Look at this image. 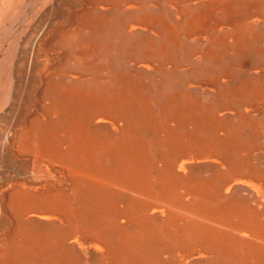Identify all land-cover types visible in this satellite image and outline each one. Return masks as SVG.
<instances>
[{"label":"rangeland","instance_id":"1","mask_svg":"<svg viewBox=\"0 0 264 264\" xmlns=\"http://www.w3.org/2000/svg\"><path fill=\"white\" fill-rule=\"evenodd\" d=\"M78 2L79 0H72V2L71 0H0V78L4 77V79L1 78L2 82L0 83V179H8L6 185L0 190V195H2V190L8 191L10 187L16 185L28 190L34 188L39 190L40 193L47 192L51 187L54 188L51 194H44L40 198L31 195V193L26 190L19 189L17 191L13 199L14 214L12 215V217H14L16 233L19 234V237L15 240L16 250L20 251V253L22 252L25 259L31 260L33 264H55L53 263L55 260L59 261L56 264H89L90 260V264L114 263V260L107 258V253L112 250L115 259V249H120L119 255L121 260L119 264H142L141 253L144 255L145 259L156 257L163 264H233L234 261H232L228 253L230 243L224 240V236L238 238L236 233L237 230L228 228L227 226L230 224H224L223 221L207 220L205 217L202 218L193 214L189 208V206H191L190 204H194L191 207L195 208L196 205L197 207L201 205L202 200L197 195L198 193L196 194L192 193L195 191H189L191 190V188L189 189V185H191V182H194L214 187L216 197L209 198L212 204L210 210L218 212L228 208L224 217L231 212L230 204H234L235 207H238V205L240 207L241 205L246 207L251 206L256 213L263 217L264 185L263 187L260 186L262 192L260 188H258L257 191L254 190V192L249 188L240 187L233 196L228 198H226L224 194L219 195V191L223 190L229 184L230 177L235 176L232 170L229 171V168H226L225 165L220 162L214 164L212 160L208 159L191 161L190 156L182 157L181 160L183 161H188V163L197 162L198 164L190 168L189 171L187 169L186 172H180L183 179H179L174 176V174L169 173L166 167L167 165H171V167L178 166L173 156V152L178 150L176 147L172 148L168 146L161 150L157 149V154L154 159L149 152V157L154 164V166L146 172V177L148 176L147 178H149L148 180L150 183L149 193L146 194L141 192L139 198L131 196L135 198L132 199V205L136 208L134 211L126 207L125 202L120 200V195H115L113 191L111 195L109 192L110 189L97 188L92 181L80 180L73 176V174L64 176L58 173L60 168L63 169L64 166H68L71 170L77 169V167L84 168L89 172L92 171L90 172L91 174L94 173L96 175L101 171H110L112 166L116 169H120L124 167L126 163L124 162L118 168L116 164L130 159L128 155L123 154V149H120L117 145L121 142V137L118 133L119 128L124 125L123 121H117L114 126H111L108 123L110 121L107 119H96L94 126L92 129H88V135L85 136L76 125L79 124V122L75 121L77 119H73L72 127L56 114H52L49 117L46 115V110L51 103H53L52 100L43 93V90L48 86V84L45 86L47 81L53 84L56 83L59 78H62L65 83V88L72 85L81 86L84 85L85 82L80 79V76H83L84 73L88 74V72L90 74L94 73V71L104 63L102 59L91 54L95 50L93 45L88 42V37L84 40L85 44L82 48H91V50L84 49V52L89 53L84 55L82 53L79 54V52H74L73 59L70 60V63L67 64L60 74L56 71L53 73V71L56 68L55 66L59 64L61 58L60 55L62 52L59 49L62 51L67 50V45H59L56 42V44H53L50 42L48 47L49 51H47L46 55L37 52L41 43H45V41H48L50 38L47 31H68L70 29V21L68 20L69 13L82 9ZM241 3H245L248 8L243 9L244 11H239L237 15L235 14V21L237 23H234V19L231 20V15L235 12V5L240 6ZM53 5H56V7ZM132 9H134V7L125 6L122 11L117 13L121 16L120 20H122V25H124V34L129 38L128 55L126 54L127 56L122 60L121 67L134 75L140 74L143 83H148L151 77L161 80L160 70L158 69L160 63L165 66L164 70L167 74L172 72L173 67H176V76L180 77L182 80H186V77L194 74L195 76L191 75L193 77L175 93V100L180 105H188L191 102L204 107H211L214 102H216L214 95L216 94L217 87L214 85V81H209L210 79L206 78L204 75L208 70L206 69L207 64L203 61V55H205V52L210 49V46L213 44L215 46L216 43L221 42L220 44L222 45H229V42L233 39V30L237 28L244 30V28H248V26L258 29L262 27V21L264 20V0H178L177 3H167L166 1L154 4L149 3L147 9L150 14L162 21L161 24L167 29L175 30L178 28L182 23L181 20H183L184 15L188 16V18L197 15L205 20L206 32L199 35L192 32L189 33V35L184 34L175 39L174 48L177 51V55L175 57L176 61L172 62L166 61L162 57H159L160 59L154 57L150 60L140 58L136 51V49L139 48V44L143 47L150 44L157 45L162 41L159 39V34L156 32L158 29L157 24L154 25L155 28L153 30H145L143 27L136 25L137 22L135 23L134 16H136L137 13ZM60 15H64V18L65 16L67 17L65 19L63 17L60 18ZM52 19L54 20L51 22ZM125 19L126 21H123ZM136 36L139 37L138 40L135 39L137 38ZM75 39L76 38L73 36V42ZM220 47L221 46H215L216 49ZM57 48L59 49L57 50ZM12 57L15 60L16 80L10 73L11 70L9 65ZM21 64L23 65L25 75H28L27 77L19 78L18 76L17 67ZM87 70H90L92 73ZM252 71L255 70L253 69ZM215 72L218 73V71ZM90 74L85 77H90ZM105 77L106 74L104 72H99L95 76V82L112 87L107 84L106 79H104ZM40 78L41 83H39ZM219 83L222 87H229L230 85L228 78L222 75L217 85ZM14 84L15 93H13ZM159 87L161 86L159 85ZM228 102L232 103L231 101ZM19 104H22V108H24V116L20 124L17 123V125L13 127L10 126L13 120L16 119L13 117V112ZM238 108L239 109H236V107H234L232 109L230 106H224L221 110L217 108L218 112L217 115H215L216 121L214 122L215 124H220V127L218 129L214 128L213 132H210L211 136L207 135V138L213 137L214 143H220L225 141V139H234L237 142L236 144L244 143L246 138H242V135L245 130L248 129L246 125L248 116L254 115L263 119L264 115L260 114L257 108L254 109L253 103L249 100L244 101ZM172 118L168 120L166 129L160 131L158 136L159 139L163 140L166 137V131L172 129L176 125L178 120H172ZM154 119L156 120L158 118L155 117ZM161 120L163 119L159 121ZM182 123L183 120L179 122L177 127L182 125ZM193 123H188L186 131L181 132L178 137H182L185 141L192 139V130L194 129ZM25 126L28 127V131H30L29 134L31 135L41 137L47 135L54 138L53 141H51L53 142L54 150L56 153H60L63 164L65 165L61 162H55V167L49 168L47 163H43L42 160L39 159V161H36L33 158V153L28 151L31 150L28 145V143H31L28 141L30 136L24 138L23 144L20 142V145L16 147L13 144L10 149L9 143H7L8 135L19 133ZM80 126L82 127L83 125ZM59 128L62 132L61 139L57 137ZM203 130L206 131L203 128L202 132ZM191 143H193V141H191ZM121 146L126 149L125 145ZM20 148H22V151L19 154L15 153V151ZM263 148L264 139L260 143L251 146L250 151L252 159L255 161L253 163L254 171H252L253 174L251 175V179L247 176L245 171H240L237 177L241 179V181L246 180L249 185H258L259 180L264 182ZM84 153H87V159L83 157ZM6 154H8V156ZM122 158L124 159L122 160ZM17 160L19 161L17 162ZM177 168L178 167H176V169ZM163 172H167L166 177L163 176ZM170 187L176 188L177 192L174 197L178 198L177 202L171 205L172 212L175 211V222L173 224L170 219L165 218L167 214H164L163 209H159V205H165L163 203L165 197L161 198L160 196L163 194L168 195L166 190L173 189ZM64 188L68 189L70 193L57 192V189ZM83 188H86L84 192ZM87 188H89L88 192ZM92 193L96 195L94 196ZM3 194H5V192ZM81 194H83V198L90 199V201H82L81 198L78 197ZM110 196H112V199H110ZM33 201L39 202V205H42L41 208H48L46 210L40 208L38 209L39 211H34V209H32L34 205ZM79 202L84 203L85 208L77 209L76 206ZM142 206L147 207L143 208ZM38 214L57 215L60 217V220L40 222L32 218ZM72 215L73 219H71ZM119 216H125L127 218L138 217L134 220V226L139 225L140 229L138 227H133L132 223L126 226L116 227V217ZM191 217H195L197 220H201V222L205 221L223 235V241L220 245L226 246V248L220 247V250L225 252V256L221 253L217 254L210 251H202L203 253L200 255H192L194 252H191V250L194 246L191 245H193L195 241H199V231L202 233L204 232L201 229H199V231L197 230L190 239L184 242L179 241L183 243H178L177 239L180 238V236L173 234L170 236L171 240L169 242L175 244L171 249L165 246V242L167 241H163L162 249V245L158 247L151 239L141 240L140 242L138 240L140 233L144 235L143 228L146 226L151 231L154 223H156V225H165L172 233L173 230L180 232L182 226L190 225L189 221ZM81 219L94 220L98 230L92 234L76 230ZM71 221H73V223ZM126 221L125 218H121L120 224H125ZM8 223L10 222L5 219L0 223V234L1 232L3 233L5 227H8ZM112 227L119 228L123 233L128 234L130 238L123 237L122 233L108 232V229ZM186 231L188 232V230ZM110 235L113 237L110 238ZM165 237L164 232V238ZM160 238L159 236V239ZM110 240L113 242L112 245L109 244ZM69 243L73 247H70ZM100 245H103L101 250L94 251L93 248ZM158 250L161 252L158 253ZM153 253L156 254L154 255ZM189 253H191V256L187 258L186 255H189ZM99 259L100 262L98 261Z\"/></svg>","mask_w":264,"mask_h":264},{"label":"bare ground","instance_id":"2","mask_svg":"<svg viewBox=\"0 0 264 264\" xmlns=\"http://www.w3.org/2000/svg\"><path fill=\"white\" fill-rule=\"evenodd\" d=\"M163 1H166L167 3L178 2V0H79L78 3L81 5L82 9H79L80 11L77 10L76 12L69 13L68 20L70 21V29L68 31H47L50 38L48 41L44 40L45 43L42 42L40 48L37 51L46 55L47 51H49L48 47L50 42L53 44L56 42L59 45H67L66 47H68V49L64 51L57 48V50L59 49L62 53L60 55V61L58 60L59 64L55 66L57 69L55 68L53 73L56 71L60 74L67 64L70 63V60L73 59L74 52H79V54L82 53L84 55L89 53L84 52V49L91 50V48H82L85 44L84 40L88 37V42L93 45L95 50L91 54H94L96 57L104 61V63L97 70H95L94 73H92L90 70H87L92 73L90 74L88 72L90 77H85L88 75L86 73H84L83 76H80V79L85 82L84 85H72L68 88H65V83L62 78H59L56 83L53 84L47 81L45 86L47 84L48 86L43 90V93L46 97H49L53 103H51L49 108L46 110V115L49 117L52 114H56L72 127L73 119H77L75 121L79 122V124L83 125L82 127L86 129L84 130L79 124H76L77 127L82 131V134L85 136L88 135V129H92L94 126L96 119H107L110 121L108 123L111 126H114L117 121H123L124 125L119 128L118 133L121 137V142H119L117 145L120 149H123V154L128 155V158L130 159L115 164L118 168L125 162L126 165L124 167L116 169L112 166L110 171H101L95 175L94 173H90L92 171L89 172L84 168L77 167V169L71 170L68 166H64L63 169L60 168L58 173L64 176L73 174V176L80 180L92 181L94 186L97 188L110 189L109 192L111 195L112 191L115 195H120V200H123L126 207L131 208L133 211L136 210V208L132 205V199L139 198L141 196V192L146 194L149 193L148 191L150 189V183L148 180L149 178H147L148 176L146 177V172H148L154 166L153 161L149 157V152L152 154L154 159L157 154V149L161 150L168 146L172 148L176 147L178 149H176L177 151L173 152V156L176 161L175 163L178 166L171 167V165H167L166 167L169 173L174 174V176L179 179H183V176L180 174V172H186L187 169L189 171L190 168L198 164L197 162L188 163V161L186 162L181 160L182 157L190 156L191 161L197 159H208L212 160L214 164H218L220 162L221 164L225 165L226 168H229V171H233L235 176L230 177L229 184L223 190H218L220 192L219 195L224 194L226 198L233 196V194H235V192L240 187L249 188L251 191H257L260 186L263 187L264 185V182L261 180L258 181V185H249L246 180L241 181V179L237 177L240 171H245L247 176L251 179V175L253 174L252 171H254L253 163L255 161L252 159L250 148L251 146L260 143L264 139V118L261 119L254 115L248 116L246 123L248 129H246L242 135V138L245 137L246 139L244 143L242 142V144H236L237 142L234 139H225V141L220 143H214L213 137L207 138V135L211 136L210 132H213L214 128L218 129L220 127V124H215L214 122L216 121L215 115H217L218 112L217 108L221 110L224 106H230L232 109L234 107L239 109L238 107L240 104L249 100L251 103H253L254 109L257 108V111L264 115V20L262 21V27L258 29L248 26V28H244V30L238 28L233 30V39L231 42H229V45H222L220 44L221 42L216 43V47L221 46L220 48L216 49L213 44L210 46V49L205 52V55H203V61L205 64H207L206 69L208 70V72L204 75L206 78L210 79L209 81H214V85L217 87V91L215 92L216 94L214 95L216 102H214L211 107H204L191 102L188 105H180L175 100V93L180 87L185 85V83L193 77L191 75L194 74L186 77V80H182L180 77L176 76V67H173L172 72L167 74L164 70L165 66L160 63L158 69L160 70L161 80L151 77L148 83H143L141 79L142 76L140 74L134 75L133 73H130L121 67L122 60L128 55L129 38L124 34V25H122V20H120L121 16L117 13L122 11L125 6L134 7L132 10L137 13L136 16L133 15L135 17V23L137 22L136 25L143 27L145 30H153L155 28L154 25L156 24L158 27L156 32L159 34V39H161L162 42L160 44L156 43L157 45L150 44L143 47H141L139 44V48H137L136 51L142 59L150 60L154 57H162L166 61L175 62L177 51L174 48V45L175 39L178 36L181 37V35L184 34L189 35V33L192 32L198 35L206 32L205 20L198 17L197 15L191 16L190 18L184 15L183 20H181L182 23L175 30L164 27L161 24L162 21L150 14L147 9V5L149 3L154 4ZM53 6L56 7V5ZM246 8L248 7L245 3H241L240 6L235 5V12L233 15H231V20L234 19V23H237L235 21V14L237 15L239 11H242ZM60 16V18H64V15ZM66 17L67 16H65V18ZM53 20L54 19H52L51 22ZM123 21H126V19ZM73 36L76 38L74 42ZM136 37L137 38L135 39L138 40L139 37ZM22 64L20 66L18 65L17 67L19 78L28 76L25 75ZM253 69L255 71H252ZM215 71H218V73ZM99 72H104L106 74L104 79H106L107 84L111 85L112 87L95 82V76ZM221 75L228 78L230 84L229 87H222L220 83L217 85ZM39 83H41V78ZM159 85L161 87H159ZM228 101H231L235 105ZM23 109L24 108H22V104H19V106L13 112V117L16 119L13 120L10 126L14 127L17 125V123L20 124V121L24 116ZM155 117L158 119L155 120ZM171 118L172 120H178L176 125L172 129H168L166 131V137L163 140L159 139L158 136L160 131L166 129L167 122L168 120H171ZM160 119L163 120L159 121ZM181 120H183L182 125L177 127ZM189 121L191 123L194 122V129L192 130L193 140L189 139V141H185L182 137H178V135L181 132L186 131L188 123H190ZM203 128L206 131L203 130L202 132ZM29 133L30 131H28V127L25 126L19 133L17 132L15 135H8L7 143H9L10 149L13 144L15 147L20 145V142L23 144L24 138L26 136H30L28 141L31 143H28V145L30 146L31 150L28 151L33 153V158L36 161H39V159L42 160L43 163H47L49 168H54L55 162H61L63 164L60 153L55 152L53 142H51L54 138L47 135L41 137L31 135ZM57 137L59 139L62 137L60 128L58 129ZM191 141H193V143H191ZM111 145L115 146L114 144ZM121 145H125L126 149ZM21 151L22 148L15 151V153L19 154ZM6 155L8 156V154ZM87 156V153L83 154L85 159H87ZM123 159L124 158H122V160ZM18 161L19 160H17V162ZM176 167L178 168L176 169ZM163 173V176L166 177L167 172ZM7 181V178L0 179V190L6 185ZM170 188L173 189L167 188L168 190H166V193L169 196L165 194L160 196L161 198L165 197V201H163L165 205H159V209H163L164 214H167L165 218L170 219L173 224L175 222V211L172 212L171 205L175 204L178 198L174 197L177 192L176 188ZM190 188L191 190L189 191H195L192 193L196 194L198 193L197 195L202 200L201 205L198 207L197 205L195 208L191 207L194 204H190L191 206H189V208L193 214L202 218L205 217L207 220L223 221L224 224H230L227 226L228 228L237 230L236 233L238 238L224 236V240L230 243L228 253L232 258V261H234L233 264H264V216L262 217L256 213L255 210L251 208V206L246 207L241 205L240 207L238 205V207H235L234 204H230L231 212L224 217V214L228 208L218 212L210 210V208H212V204L210 203L209 198L216 197L214 187L211 185H202L200 183L198 184L191 182V185H189V189ZM19 189L26 190L27 192H30L31 195L37 196L38 198L42 197L44 194H51L53 192L52 190H54V188L51 187L47 192L45 191L40 193L37 189H23V187H20L19 185L10 187L8 191L2 190V195H0V223L3 222V219L9 221L10 223H8L7 228L5 227V229H3V233L1 232L0 234V264H33L31 260L25 259L22 252L20 253V251H17L15 248V240L19 237V234L16 233V228L14 227V217H12L14 214L13 199ZM85 189L83 188V192ZM88 190L89 188H87V192ZM260 190L262 192L261 188ZM4 192L5 194H3ZM57 192H63L67 194L70 193V191L65 188L57 189ZM82 196L83 194L78 196L82 201H90V199L83 198ZM131 196L135 198H132ZM110 197V199H112V196ZM33 204L34 205L32 206V209H34V211H39L38 209L42 207V205H39V202L33 201ZM76 207L77 209L85 208V204L79 202ZM142 207L144 208L147 206ZM47 208L48 207L41 209L46 210ZM32 218L37 219L40 222H52L60 220V217L51 214H38ZM121 218H125L127 220L125 224H120ZM137 218H127L125 216L116 217V227L126 226L132 223L133 227H138L140 229L139 225L134 226V220ZM71 219H73V215L71 216ZM71 222L73 223V221ZM189 222L190 225L182 226L180 232L173 230V233L170 229L166 228L165 225H156V223H154V225L152 224L153 229L151 231L147 226L143 228L144 235L140 233L138 240L140 242L141 240L151 239V241L154 242L158 247L162 245V249L163 241H167L165 242V246L168 249H171L175 243L172 244L169 242L171 240L170 236L173 234L179 235L180 238L177 239L178 243H183L187 239H190L197 230L199 231V229H201L204 232L202 233L199 231V241L197 240L193 243V245H191L194 246L191 250V252H194L192 255H200L203 253L202 251H210L217 254L221 253L225 256V252L220 250V247L226 248V246L220 245L223 241V235L216 231V228L211 227L205 221L201 222V220H197L195 217H191ZM116 227L109 228L108 232L122 233L123 237L130 238L128 234L123 233L119 228ZM76 230L92 234L97 231L98 228L94 220L81 219L78 223V226L76 227ZM186 230H188V232ZM164 232L166 236L165 238ZM158 235L161 237L160 239ZM111 237L113 236L110 235V238ZM109 244L112 245L113 242L110 240ZM69 246L73 247L70 243ZM102 246L103 245L96 246L93 249L94 251H100ZM115 250V259L114 255L112 254V250L107 253V258L112 259L114 260V263L119 264L121 260L119 255L120 249ZM157 252L160 253L161 251L158 250ZM153 254L155 255L156 253ZM190 256L191 253L186 255L187 258ZM98 261L100 262V259ZM58 262L59 261L55 260L53 263L56 264ZM114 263L109 262L108 264ZM141 263L163 264L156 257L145 259L142 253Z\"/></svg>","mask_w":264,"mask_h":264},{"label":"crops","instance_id":"3","mask_svg":"<svg viewBox=\"0 0 264 264\" xmlns=\"http://www.w3.org/2000/svg\"><path fill=\"white\" fill-rule=\"evenodd\" d=\"M10 65H9V67H10V73L15 77V80H16V70H15V60H14V58L12 57L11 59H10ZM2 79H4V77H1ZM0 78V83L2 82V79ZM15 84H16V81H15ZM15 84H14V92L13 93H15ZM13 97H14V95H13ZM12 97V98H13Z\"/></svg>","mask_w":264,"mask_h":264}]
</instances>
